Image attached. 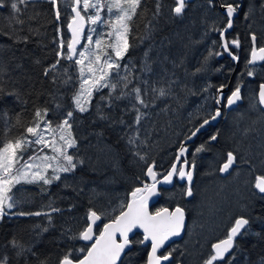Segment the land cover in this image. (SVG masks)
<instances>
[{"label": "trees", "instance_id": "1", "mask_svg": "<svg viewBox=\"0 0 264 264\" xmlns=\"http://www.w3.org/2000/svg\"><path fill=\"white\" fill-rule=\"evenodd\" d=\"M11 2L0 0V69H3L0 71V89H3L0 94V145L6 139L24 133L25 127L33 122L37 109H47L43 120L52 129H57L67 112L72 111L70 122L77 143L68 149V153L73 155L76 168L59 173L60 179L50 184L36 181L13 187L10 194L16 203L13 208H6L7 214L0 217V260L7 257V264H56L57 259L70 250L75 258H81L85 253L79 249L90 246L91 242L70 239L78 237L87 226L90 209L101 215L100 224L94 229L98 235L101 223L114 219L121 206H126L129 194L147 184L145 172L148 165L153 164L157 174L169 169L178 139L187 136L194 125L213 113L212 92L217 85L228 81L234 63L227 57L218 59L215 55L220 50V39L218 31L213 29L223 26L225 21L215 1L209 4V0H197L195 4H188L181 15L183 20L179 21L171 11L174 0H159V15H156L157 0H141L137 15L131 21L128 36L131 47L120 64L127 65L140 81H148L144 85L134 80V84L148 88L145 99L149 106L142 108L144 118L135 125V112L128 110L134 101L116 99L119 90L110 96L111 90L106 87L93 91L86 104L88 111L81 113L73 102L80 90L81 66L75 63V59L67 58L68 24L74 1L57 0V8H54L49 0H29L26 5H18L21 11L16 15L24 21L23 24L12 21ZM228 2L239 3L236 0ZM241 3L232 30L226 36L239 40V47L231 49L239 55L238 69L231 79L234 87L237 83L241 86L256 84L260 80L264 82V63L246 67L249 34L255 33L257 45L264 46V9L261 8L264 0H241ZM57 9L59 19L56 18ZM245 13L249 14L247 19ZM92 27L94 40H102L103 48L99 50L97 47L96 54L103 60L105 53H111L107 48L111 41L107 35L110 27H100L98 23ZM57 52L63 55L58 57ZM145 52H148L150 72L141 71ZM209 52L213 54L209 55ZM53 64L56 68L45 75V69H51ZM123 68L119 69L120 76ZM112 79H117L115 74ZM191 79L200 83V92L195 91L196 85ZM152 86L164 87L168 95L156 98L153 103ZM192 86L194 92H190ZM196 95L201 98L197 100ZM241 112L239 110L236 114ZM101 115L108 118L101 119ZM176 116H181L186 125L180 127V119L173 120ZM234 116V113L227 114L224 118L227 122L218 123L207 130L209 133L205 138L201 133L195 142H191L192 149L186 157L191 164L195 163L196 179L190 185L193 195H185L189 185L175 180L170 187L161 189L156 204L151 206L152 211L180 206L187 212L189 225L178 243L179 252L173 255L174 263L203 264L205 254L206 258L212 254L210 242L215 236L199 252V246L193 244V236L190 237L192 221L202 222L197 205L204 201L205 186L209 184L207 178L219 180V163L229 151L238 156L237 150L243 144L244 139L227 126L230 120L236 119ZM121 119L125 123L121 124ZM239 127L242 130L250 128L248 123ZM41 130L45 131V126ZM214 134L217 140L210 141ZM130 136L138 137L134 144L128 143ZM201 144L206 146L205 151L195 153ZM43 150L46 149L42 144L33 143L23 153V160ZM249 152L264 154L263 150ZM141 155L145 156L144 160L140 159ZM212 159L213 163L209 165L207 161ZM253 172L264 175L262 170ZM208 188L212 190L211 186ZM244 191L245 199L239 201L243 208L232 211L224 228L236 214L248 219L249 224L235 238V247L226 258L216 264H264V195L250 187ZM53 208L59 211H52ZM20 212H41L42 215H17ZM14 240L23 248L21 255H17L21 249L12 245ZM186 240L189 245L183 246ZM130 241L120 264H145V247L141 246L136 235ZM187 253L194 254L193 258L188 259Z\"/></svg>", "mask_w": 264, "mask_h": 264}, {"label": "snow or ice", "instance_id": "2", "mask_svg": "<svg viewBox=\"0 0 264 264\" xmlns=\"http://www.w3.org/2000/svg\"><path fill=\"white\" fill-rule=\"evenodd\" d=\"M54 8H57V0H49ZM29 3V0H12L11 10H12V21L15 24H23L24 21L19 19L16 14L20 13L21 9L18 5H26ZM187 0H174L175 6L171 11L176 16H181L185 10ZM212 3V0H209V4ZM84 13H87L90 9L95 10V15H82L81 9L77 6L72 7V12L75 14L71 18V22L68 24L69 31L71 32L72 38L67 42V58L72 59L73 55L77 54L76 45L80 42V36L83 32L85 22L91 24L105 23L108 24L111 28V31L107 33L109 37L114 36V40L110 41L107 45V48H110L111 53H105V58L102 60L101 56L92 52L89 49V45H85L83 51L78 52L79 58L76 59L75 63L80 65V90L73 97V102L76 110L81 113L88 111L86 106L87 102L91 100L93 91L99 90L100 88H109L111 91L109 95H112V92L119 90V95L116 96V99L127 98L129 101H134L131 104L129 111L135 112L134 124L139 125L141 120L144 118L145 113L142 111V108H147L149 106V101L145 99L148 95V88H141L139 83L134 84L135 81H140L139 77H135L132 74L131 69L124 65L125 75L120 76L119 69L122 67L120 61L125 57L128 49L131 47L128 36L131 28V21L137 15V10L141 4V0H75V5H81ZM101 7H106L110 14H114V18H110L107 21L102 20L101 18ZM221 7L225 10L226 24L214 28L213 30L218 31L220 37V47L223 52L227 53L233 60L238 59V57L233 54L230 50V46L239 47V40L233 39L229 41L226 38L227 31L233 26V18L240 8L239 4H233L224 0ZM161 5L159 0H157L156 15L160 13ZM261 8L264 9V4L261 5ZM56 18H60V12L57 9ZM245 18H248V14L245 13ZM91 31V30H90ZM147 38V37H144ZM142 38V39H144ZM89 42L92 41V36L87 37ZM256 34L251 33V40L253 47L251 49V60L248 63H254L257 60L264 61V47L257 48L256 43ZM98 48L101 47L102 41L97 39L95 41ZM215 43V42H214ZM63 47V42L61 44ZM212 52H209V55H212ZM62 52H57V56H62ZM145 62L141 71L150 72L151 67L147 62L148 52H145ZM215 55H221V53H215ZM95 56V60L92 57ZM114 57V58H113ZM85 61H87V72L90 74L88 78L85 76ZM59 63V61H57ZM56 65L53 64L51 69H45L44 74L48 75L50 70H54ZM3 71V69H0ZM200 71V69H197ZM99 74V75H97ZM115 74L117 79L113 80L112 76ZM249 75H252L249 72ZM144 85L148 84V81H140ZM225 85H221L218 92H220ZM151 92L154 94L153 103L156 98L164 97L168 95V91L164 87L156 88L155 86L151 87ZM0 94H3V89H0ZM259 104L264 106V84L260 85L259 88ZM241 90L237 86L232 92L231 95L227 97V106L235 104L237 101L241 100ZM104 99V97H101ZM221 99H216V104H220ZM139 105V107L137 106ZM47 114V109L41 110L37 109L34 114L33 122L25 127L24 133L20 134L17 137L6 139L0 145V217H3L7 213L5 209H11L14 207L16 200L10 194L15 185L21 183L22 180L32 183L36 181H43L44 184H50L53 180H59V175H53L51 179L44 176L40 170V165L34 163L36 159H41L42 161H51L63 159L64 164H58L54 171L59 172H70L76 168V163L74 162L73 155L68 153L69 148L76 146V139L72 133V123L71 118L73 117V112L68 111L66 118L57 125V129H52L51 125L46 123L45 130L52 131L53 134L59 130V139L63 143L57 146L55 139L51 143L45 140L43 132L41 131V120ZM221 116V110L216 109L214 114H209L206 118L203 119V122L196 127L191 134L186 136V140H191L193 137L208 125L211 121H215L218 117ZM101 119H107L108 117L101 115ZM121 124L125 123L123 119L119 121ZM20 124L19 118H17V125ZM131 127V126H130ZM27 135H26V134ZM31 136L34 139H29ZM217 135H212L209 139L211 141L217 140ZM138 137L130 136L128 139L129 144H134ZM42 144L46 147H51L52 151L56 153L55 156L48 157H29V160H23V153L28 149L31 144ZM206 146L204 144L199 145L195 149V153H200L205 151ZM188 151L184 143H181L179 151L177 152V161L180 160L182 156ZM194 153V154H195ZM141 160L145 159V156H140ZM236 157L233 152L229 151L227 153L226 162L219 168L221 173L227 172L235 163ZM29 161H33L30 163ZM188 164V161L185 159L183 164L178 165L173 163L171 169L163 177V183H171L172 177L174 174L178 173L181 179H186L188 182V187L186 188L185 195L192 196L193 191L191 188V182L193 180V169L195 168V163L193 162L191 168L186 170L185 165ZM46 167H51V164H47ZM37 169L36 171H29L31 169ZM31 175L32 179L27 180V177ZM146 175L149 176L152 180V184H145L142 188H135L131 192V199L127 202L126 207L121 206L119 215H116L114 219H111L110 222L103 225V229L99 232L98 235L93 234V225L96 221L101 219V215H98L96 211L89 210L87 214V226L83 228L78 234V237H70V239L78 238L82 241H93L91 246L84 249H79L80 252L85 253L82 258H75L72 255V251L64 253L57 259L56 264H117V260L120 258L121 253L124 251L125 247L128 246L131 241L129 239V233L134 228L143 229L144 240L151 241V251L148 253L147 264H162L164 261H168L171 257V252L163 255H158V250L161 249L165 241L169 240L170 237L179 236L181 230L185 226V212L184 209L180 206H177L174 210H169L168 208H161L155 213L148 211L147 203L148 197L150 195L156 194L157 184L161 181L157 180V173L154 171L153 165L147 166ZM254 187L262 194H264V176H257ZM52 211H59L58 209L53 208ZM17 215H42L41 212L35 213H24L20 212ZM46 215V214H44ZM249 224L248 219L243 216L235 219L233 225L229 228L227 235L224 239L220 240L217 243H213L212 254L209 255L207 259L204 260L203 264H216L217 261H223L226 258V255L235 247V238L242 233V230ZM47 229H45L46 231ZM117 234H119V240L117 239ZM143 243V241H141ZM13 247H18L21 251L17 252V255H21L23 252L22 246L18 244L17 241H12ZM0 264H7V257L3 260H0ZM44 264V262H41Z\"/></svg>", "mask_w": 264, "mask_h": 264}, {"label": "rangeland", "instance_id": "3", "mask_svg": "<svg viewBox=\"0 0 264 264\" xmlns=\"http://www.w3.org/2000/svg\"><path fill=\"white\" fill-rule=\"evenodd\" d=\"M74 1V0H73ZM95 2V0H93ZM73 7V6H72ZM79 9H81L82 15H95V10L90 9L87 13H84L82 10V4L77 6ZM102 10V11H101ZM91 11V12H90ZM101 18L104 21L109 20L110 18H114V14H110L106 7H101ZM180 19L179 21L183 20V16H178ZM184 23V22H183ZM100 27H110L108 24L105 23H99ZM93 29L92 24L89 22H86V29L81 34V39L79 44H77V54H75V60L79 58L78 52L83 51L85 45H89V49L96 53L97 52V45L95 43L94 37H93ZM91 30V31H90ZM111 31V28H110ZM97 32V29L95 30V33ZM91 35L92 41L91 43L87 39V37ZM114 40V36L111 37V41ZM102 41V40H101ZM103 46L101 44L102 49ZM110 51H112L110 49ZM109 53V52H108ZM190 56H187V58ZM114 58V57H113ZM93 60H95V56L92 57ZM189 59V58H188ZM87 61H85V76L84 78L89 77V73L87 72ZM124 68L121 70V75H125V71L122 72ZM99 75V74H97ZM192 83V79H191ZM199 82H195L196 88L198 92V87L201 88V85H199ZM252 88V87H251ZM252 92L251 89L246 90L245 98L247 100L246 106L242 109L241 113L235 114V120H230L228 123V127L231 129H234V133L239 136L240 138L244 139L243 144L240 148H238V171L234 174V176H230L228 179H215V178H207L209 181V184H206L205 191L203 193L204 201L199 202L197 205L198 208V217L202 222L197 223L196 221H192V230L190 237L193 236L192 242L193 244H196L199 246V252L202 251L203 246H206L207 243L211 238H213L216 234L220 233L225 224L229 221L232 211L234 212L236 209H242L243 206L240 204V200L245 199L243 198V191L246 192L249 181H252V175L253 171L258 169L264 171V158L262 159V156L260 153H252L249 152L250 150L255 149L256 150H263L264 151V111L259 108V106L255 103L254 99L252 100ZM177 98V97H175ZM237 113V112H236ZM252 113V114H251ZM176 119H173L174 121H177V119L182 118L181 116L175 117ZM183 120V119H180ZM239 120V121H238ZM47 122L44 120H41V128H43L46 125ZM243 123H248V126L250 128L242 130L239 126ZM247 130V131H246ZM43 132L45 140L49 141L51 143L53 139H55L57 146L61 145L63 142L59 139V130L53 134L51 131H44ZM49 135V138L47 136ZM34 139L33 137L29 138ZM241 141V140H240ZM43 147L46 150H43L41 153L33 154L31 157H52L55 156L56 153L52 151L51 147H46L43 145ZM238 147V145L236 146ZM195 149V147H194ZM29 158V157H28ZM250 159H253L254 162H252ZM29 159H25L27 161ZM32 163L33 161H29ZM259 162V163H258ZM34 163L39 164L40 170L42 171V174L49 179L53 175H59V171H54V169L57 167L58 164H64L65 161L63 159L59 160H51V161H42L41 159H36ZM207 163L209 165H212L213 159L208 160ZM47 164H51V167H46ZM258 168H256V167ZM254 167V168H251ZM37 169L33 168L31 171H36ZM207 173L206 175H208ZM32 177L29 175L27 177V180H31ZM255 181V179H254ZM26 181L22 180L21 183H25ZM209 186H211L212 190H209ZM255 189V188H254ZM256 191V190H255ZM248 192V191H247ZM259 194V193H258ZM262 195V194H259ZM264 195V194H263ZM215 200H213V199ZM232 200V201H231ZM248 200V199H246ZM189 237V238H190ZM189 245V240H186L183 242V246ZM206 251H203L202 253H205ZM189 257L192 259L194 254H188ZM204 260L206 258V254L203 258Z\"/></svg>", "mask_w": 264, "mask_h": 264}, {"label": "flooded vegetation", "instance_id": "4", "mask_svg": "<svg viewBox=\"0 0 264 264\" xmlns=\"http://www.w3.org/2000/svg\"><path fill=\"white\" fill-rule=\"evenodd\" d=\"M195 1H197V0H191V1H187V3H186V7L188 8V4H192V3H194ZM212 1H215L216 2V0H212ZM236 1H238L239 3H237V4H242L241 3V0H236ZM220 2H221V0H220ZM217 3V2H216ZM222 3V2H221ZM195 4V3H194ZM233 4H235V3H233ZM174 6H175V4H174ZM218 6V5H217ZM238 11H239V9H238ZM234 22V21H233ZM226 24V19H225V21H224V25ZM232 30V29H231ZM229 33V32H228ZM227 33V34H228ZM227 34H226V36H227ZM250 36H251V34H249V39H250ZM219 39H220V37H219ZM229 41H231V39H228ZM255 46L257 47V48H259V47H264V46H262V45H257V43H255ZM220 47V46H219ZM232 47L234 48V46H230V50L232 49ZM251 49H252V44H251V39H250V51H249V54H248V59H247V61H246V67H248V66H250L249 64H248V61H249V58H250V53H251ZM232 51V50H231ZM219 53H221V55H216V58H222L223 56L224 57H227V58H229L228 56H226V54L223 52V50H222V48L220 47V50L218 51ZM217 52V53H218ZM234 54V53H233ZM237 57H238V59H239V55L236 53L235 54ZM230 59V58H229ZM231 60V59H230ZM232 61V60H231ZM264 63V61L261 63V64H263ZM261 64H257V65H261ZM123 64H122V67L121 68H123ZM234 69V68H233ZM237 69H238V67H237ZM236 69V70H237ZM235 73V72H234ZM234 73H233V70H232V73H231V75H230V77H229V79H228V81L225 83V84H223V85H225V87L227 86V85H229V87L227 88V91H225V93H224V97H223V100H222V116H221V119L219 120V122L218 123H225V122H227V121H225L224 120V118L226 117V115L227 114H229V113H234V115L236 114V112H238L239 110H242L243 108H244V106H246V104H247V100H246V98H245V94H246V90L247 89H251V92H252V100L254 99V101H255V103L259 106V102H258V95H257V91H258V86H259V84L261 83V82H263V80L261 81H258V82H256V84H251V85H249V84H243V85H241V86H239V83H237L236 84V86H239L240 87V90H241V102L238 104V105H236V106H234V107H232L231 109H229V110H227L226 109V102H227V97L231 94V92L236 88V87H234L232 84H231V79H232V77H233V75H234ZM195 82V81H194ZM194 82L192 81V83L194 84ZM194 86H195V84H194ZM194 86H192V88H191V90H190V92H194L193 91V88H194ZM220 86L221 85H217V87L214 89V91L212 92V100H213V107H214V110H213V113H214V111L216 110V107H215V99H216V92H217V89L218 88H220ZM252 87V88H251ZM195 91H197V88H195ZM198 92H200V91H198ZM196 98H197V100H199L200 98H201V95H196ZM239 108V109H238ZM259 108H260V106H259ZM261 109V108H260ZM262 110V109H261ZM212 113V114H213ZM203 121V120H202ZM201 121V122H202ZM179 122V125H180V127H183V126H185L186 125V123L183 121V120H180V121H178ZM200 122V123H201ZM200 123H198V124H196V125H194V127L191 129V131H193ZM217 123V124H218ZM216 124V125H217ZM215 125V126H216ZM215 126H206V127H204L202 130H201V132L198 134V135H200L201 133H204V135L202 136V138L204 137H206V135L209 133V132H207V130L209 129V128H214ZM191 131L189 132V134L191 133ZM188 134V135H189ZM187 135V136H188ZM198 135L196 136V138L192 141V142H195L196 141V139H197V137H198ZM186 137V136H185ZM184 138V136L182 137V138H180V139H178V144L180 143V141L182 140ZM211 141V140H210ZM176 148H177V145H176V147H174L173 148V153H174V159H175V156H176V152H175V150H176ZM187 149H188V151L187 152H189V149H192L191 148V146L190 145H187ZM187 152H186V154H187ZM234 155H235V157H236V160H235V163H234V166H233V169H232V171L230 172V174L228 175V176H225V177H221L220 175H219V172H218V175H219V179H223V180H225V179H228L230 176H234V174L236 173V171H238V166H239V163H238V157H237V155L235 154V153H233ZM225 159H226V157H224V159L219 163V165H218V171H219V167H220V165H221V163H223L224 161H225ZM184 159H182L181 160V162L183 161ZM186 160H187V157H186ZM174 161V160H173ZM188 161V160H187ZM181 164V163H180ZM179 164V165H180ZM191 166H192V164L188 161V164H187V169L188 168H191ZM194 170L195 169H193V180H192V182H191V184L195 181V179H196V177H195V173H194ZM155 171V170H154ZM168 171V170H167ZM166 171V172H167ZM156 172V171H155ZM165 172V173H166ZM165 173H162V174H157V179H159V178H161V177H163L164 175H165ZM257 175H263V174H261V173H254L253 172V175H252V178H253V180L252 181H249V183L247 184L248 185V187H250V188H253L254 189V179L256 178V176ZM264 176V175H263ZM178 181V182H185L186 183V185L188 186V182L186 181V179H183V180H180V179H178L177 178V173L173 176V178H172V181H171V183H169V184H167V185H165V186H159L158 188H157V191H156V196H155V200H154V202L150 205V207H149V210H150V212H156V211H158L159 209H157V210H155V211H152L151 210V206L152 205H154V204H156V202H157V197L160 195V192H161V189L162 188H164V187H170L172 184H173V182H176V181ZM147 184H149L150 185V182L147 180ZM176 207V206H175ZM164 208V207H163ZM171 208H173V207H171ZM170 208V209H171ZM183 208V207H182ZM184 209V208H183ZM184 212H185V216H186V218H187V212H186V210L184 209ZM239 216H242V215H238V214H236V215H234L233 217H232V220H231V222L227 225V227H225L220 233H218V234H216L215 235V237H214V239L210 242V245H211V243L212 242H214V241H217V240H219V239H221V238H224V237H226V235H227V232H228V230H229V228L232 226V224H233V222H234V220L237 218V217H239ZM103 224V223H102ZM101 224V225H102ZM188 218H187V224H186V228H185V232H184V235H185V233H186V231H187V228H188ZM137 236V239H138V242L141 244V246L142 247H145V249H146V254H147V251H148V249H149V244H143V243H141V241H142V234H140V233H138V232H135L134 233V235L133 236ZM184 235H183V237H184ZM183 237H182V239H183ZM182 239H180V240H178V241H173V242H171L166 248H164V249H162V250H160L159 252H158V255H163V254H167V253H169V252H171V259H170V261L168 262V263H166V264H179V263H177V262H173V255H174V253H176L177 251L179 252V249L177 248V246H178V243H179V241H181Z\"/></svg>", "mask_w": 264, "mask_h": 264}, {"label": "water", "instance_id": "5", "mask_svg": "<svg viewBox=\"0 0 264 264\" xmlns=\"http://www.w3.org/2000/svg\"><path fill=\"white\" fill-rule=\"evenodd\" d=\"M187 1H191V0H187ZM216 2H217V5H218V9H219V11L225 16V10L221 7V5H222V3L220 2V0H216ZM73 6H78V5H75V0H74V4H73ZM237 14H238V11H237V13L234 15V18H233V21H234V19L236 18V16H237ZM75 14L72 12V16H74ZM72 16H71V18H72ZM71 18H70V20H69V23L71 22ZM86 29V22H85V24H84V28H83V32H84V30ZM231 29L232 28H230L228 31H227V33L228 32H230L231 31ZM68 30H69V28H68ZM82 32V33H83ZM226 33V34H227ZM69 34H70V40H71V38H72V35H71V32L69 31ZM80 39H81V36H80ZM250 39H251V36H250ZM79 44V43H78ZM251 44H252V40H251ZM77 46V45H76ZM252 47H253V44H252ZM225 53V52H224ZM226 54V56H228L231 60H232V62L234 63V69H233V73L236 71V69H237V67H238V59H236V60H233L232 58H231V56H229L227 53H225ZM74 58H75V55H73V57H72V59L71 60H74ZM249 60H251V53H250V58H249ZM249 62V61H248ZM263 61L262 60H257V61H255L254 63H248L249 65H257V64H261ZM261 84H264V82H261L260 84H259V86H258V91H257V95L259 94V88H260V85ZM229 87V85H227L226 87H224L220 92H216V99L217 98H220L221 99V103L220 104H216V99H215V107H216V109L217 108H219L220 110H221V116H222V100H223V97H224V93H225V91H227V88ZM219 89V88H218ZM231 95V94H230ZM241 102V100H239V101H237L235 104H233V105H231V106H227V102H226V109L227 110H229V109H231L232 107H234V106H236V105H238L239 103ZM258 102H259V95H258ZM259 106H260V108L264 111V106H261L260 104H259ZM216 111V110H215ZM215 111H214V113H215ZM213 113V114H214ZM221 116L220 117H218L215 121H211L208 125H206V126H215L218 122H219V120L221 119ZM203 122V121H202ZM201 122V123H202ZM200 123V124H201ZM199 124V125H200ZM199 125L197 126V127H199ZM205 126V127H206ZM202 130V129H201ZM201 132V131H200ZM199 132V133H200ZM191 134V133H190ZM189 134V135H190ZM193 139H194V137L191 139V140H186L185 139V137L180 141V143L178 144V146H177V148H176V150H175V152H176V156H177V152L179 151V148H180V146H181V143L183 142L184 143V145H185V147L187 148V145H190L191 144V142L193 141ZM176 156H175V159H174V161L172 162V164L173 163H177L178 165L181 163V164H183V162H184V160L186 159V153L184 154V156H182L181 158H180V160L179 161H177V158H176ZM182 159H184L182 162H181V160ZM226 159H227V156H226ZM226 159H225V161L223 162V163H221V165H220V167L226 162ZM172 164L170 165V167H169V169H168V171L171 169V167H172ZM180 164V165H181ZM151 165H153V164H151ZM233 166H234V164H233ZM233 166L227 171V172H225V173H221L220 171H218L219 172V175L221 176V177H225V176H228L229 174H230V172L232 171V169H233ZM154 167V166H153ZM219 167V168H220ZM185 168H186V170H187V165H185ZM167 171V172H168ZM146 172H147V169H146ZM146 172H145V176H146V179L150 182V184H152L153 183V180L149 177V176H147L146 175ZM167 172L165 173V175L167 174ZM175 175V174H174ZM173 175V176H174ZM257 176H263V175H257ZM256 176V177H257ZM164 177V176H163ZM163 177H161V178H159V179H157V180H159V181H161V183H159V184H157V187H156V191H157V188L159 187V186H165V185H167V184H169V183H163ZM173 178V177H172ZM177 178L178 179H180V180H183V179H181L180 177H179V175H178V173H177ZM187 181V180H186ZM255 182H256V178H255V181H254V184H255ZM255 188V187H254ZM255 190H256V192L257 193H259V194H262V193H260L256 188H255ZM131 194V193H130ZM129 194V200L131 199V195ZM263 195V194H262ZM155 196H156V194L155 195H150L149 197H148V203H147V207H148V211L150 212V210H149V207H150V205L154 202V200H155ZM128 200V201H129ZM126 207V206H125ZM177 207V206H176ZM176 207H173V208H169V207H164V208H168L170 211L171 210H174ZM182 208V207H181ZM151 213H155V212H151ZM119 215V214H118ZM239 217H241V216H239ZM244 217V216H243ZM238 218V217H237ZM245 218V217H244ZM235 221V220H234ZM108 222H110V221H107V222H105V223H108ZM100 223V220H98V221H96V223L93 225V234H94V236L96 235L95 233H94V228H95V226L96 225H98ZM104 223V224H105ZM234 223V222H233ZM104 224H102V228H101V230L103 229V225ZM186 224H187V218H186V216H185V226H184V228L181 230V233H180V235L179 236H173V237H170L169 238V240H167V241H165V244H164V246L161 248V249H159L158 250V252L160 251V250H162V249H164V248H166L171 242H173V241H178V240H180V239H182V237H183V235H184V232H185V228H186ZM233 225V224H232ZM135 232H138V233H140V234H142V241H143V244H149V249H148V251H147V254H146V260H145V264H147V258H148V253L151 251V241L150 240H147V241H145L144 240V233H143V229H141V228H139V227H137V228H134L130 233H129V239H131L132 237H133V235H134V233ZM225 238V237H224ZM224 238H221V239H219V240H217V241H214V242H212L211 243V245L213 244V243H217V242H219L220 240H222V239H224ZM117 239L119 240V234H117ZM85 242H91V244H92V242L93 241H85ZM91 244H90V246H91ZM211 245H210V247H211ZM89 246V247H90ZM129 246V245H128ZM128 246H126L125 247V249H124V251L121 253V255H120V258L117 260V264H120V261H121V259H122V257H123V255L125 254V252H126V250H127V248H128ZM211 250H212V247H211ZM158 254V253H157ZM228 255V254H227ZM82 258V257H81ZM170 259H171V257H170ZM170 259L168 260V261H164V262H162V264H166V263H168L169 261H170Z\"/></svg>", "mask_w": 264, "mask_h": 264}, {"label": "bare ground", "instance_id": "6", "mask_svg": "<svg viewBox=\"0 0 264 264\" xmlns=\"http://www.w3.org/2000/svg\"><path fill=\"white\" fill-rule=\"evenodd\" d=\"M248 15H249V14H248ZM250 66H251V65H250ZM198 134H199V133H198ZM198 134H197V135H198ZM195 138H196V136L194 137V139H195ZM194 139H193V140H194ZM252 197H253V196H252Z\"/></svg>", "mask_w": 264, "mask_h": 264}]
</instances>
